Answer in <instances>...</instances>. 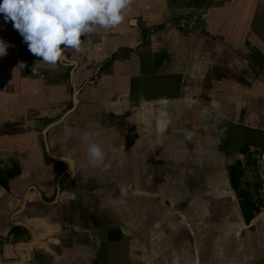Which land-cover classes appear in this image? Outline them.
<instances>
[{"label":"crops","instance_id":"1","mask_svg":"<svg viewBox=\"0 0 264 264\" xmlns=\"http://www.w3.org/2000/svg\"><path fill=\"white\" fill-rule=\"evenodd\" d=\"M0 39V264H264V0H131L56 65Z\"/></svg>","mask_w":264,"mask_h":264},{"label":"clouds","instance_id":"2","mask_svg":"<svg viewBox=\"0 0 264 264\" xmlns=\"http://www.w3.org/2000/svg\"><path fill=\"white\" fill-rule=\"evenodd\" d=\"M131 0H0V17L11 22L28 52L49 65L65 60L68 49L80 52L85 43L81 36H89L98 29H115L125 20ZM64 46L63 48L61 46ZM11 45L0 39V58ZM25 68L23 62L13 71ZM37 70L34 65L33 73ZM169 124L168 114L159 112L156 130L163 133ZM87 155L93 165L102 163L104 152L96 143L89 144ZM107 167V165H105Z\"/></svg>","mask_w":264,"mask_h":264},{"label":"rangeland","instance_id":"3","mask_svg":"<svg viewBox=\"0 0 264 264\" xmlns=\"http://www.w3.org/2000/svg\"><path fill=\"white\" fill-rule=\"evenodd\" d=\"M253 155L256 158H250L252 160V169L250 170L251 175L248 179L253 183L254 186H256V189H253L252 193L255 191L257 192L260 197L258 199L259 205L261 208H264V150L255 152ZM258 188L261 191H258Z\"/></svg>","mask_w":264,"mask_h":264}]
</instances>
